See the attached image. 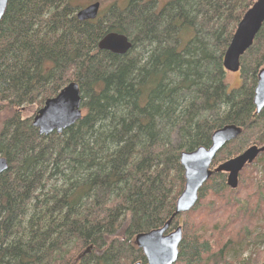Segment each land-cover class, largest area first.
Here are the masks:
<instances>
[{
  "label": "trees",
  "instance_id": "obj_1",
  "mask_svg": "<svg viewBox=\"0 0 264 264\" xmlns=\"http://www.w3.org/2000/svg\"><path fill=\"white\" fill-rule=\"evenodd\" d=\"M81 1L100 3L96 20L77 19ZM256 1L9 0L0 21V113L9 115L0 128L8 162L0 264H147L135 239L174 215L185 187L181 154L210 148L229 125L242 133L212 171L264 147V110L254 105L264 24L241 59L239 89L228 91L223 66ZM112 33L130 40L126 55L98 48ZM71 83L82 118L39 135L34 118ZM178 227L176 264H264V154L236 190L214 174L168 234Z\"/></svg>",
  "mask_w": 264,
  "mask_h": 264
},
{
  "label": "water",
  "instance_id": "obj_2",
  "mask_svg": "<svg viewBox=\"0 0 264 264\" xmlns=\"http://www.w3.org/2000/svg\"><path fill=\"white\" fill-rule=\"evenodd\" d=\"M8 2L9 0H0V21L5 14ZM100 7V3L97 2L79 10L77 19L81 22L96 20ZM263 24L264 0H257L238 24L224 55L223 66L226 73H239L241 59L253 46ZM98 48L101 51L124 56L131 50L132 44L127 37L112 33L99 43ZM254 105L257 114L264 110V69L258 74ZM81 118V92L77 84L71 83L55 98L45 102L33 120V127L41 136L61 134L73 127ZM241 133L242 129L237 126H226L213 134L210 148H199L194 152L181 154L180 163L185 172V187L176 202L174 215L163 228L139 234L135 239L138 249L144 253L147 264H176L182 242V228L178 227L168 234L173 220L179 215L190 213L195 208L200 190L214 174H227L228 187L236 190L239 186L240 173L264 154V147L252 146L238 157L221 164L212 171L211 166L218 153L226 145L235 141ZM7 170V160L0 158V177Z\"/></svg>",
  "mask_w": 264,
  "mask_h": 264
},
{
  "label": "rangeland",
  "instance_id": "obj_3",
  "mask_svg": "<svg viewBox=\"0 0 264 264\" xmlns=\"http://www.w3.org/2000/svg\"><path fill=\"white\" fill-rule=\"evenodd\" d=\"M170 1H172V0H160V6H163ZM80 3H81V5H83L85 7H87V5H89V1L88 2L87 1H81ZM85 7H81V8H85ZM226 83H227V88H228L229 92L239 89L241 87V84H242V80L239 76V73H227ZM26 115L30 116L31 115L30 111L26 112ZM8 116H9L8 112H6V111H3L0 113V128ZM249 255H250V253L246 252L242 258L247 259L249 257ZM232 257H233V255H231L230 259Z\"/></svg>",
  "mask_w": 264,
  "mask_h": 264
}]
</instances>
